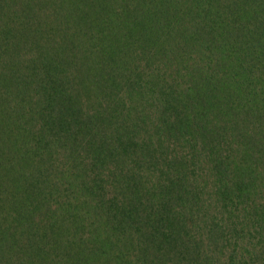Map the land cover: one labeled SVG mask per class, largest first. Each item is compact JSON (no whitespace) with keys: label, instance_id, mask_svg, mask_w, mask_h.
I'll use <instances>...</instances> for the list:
<instances>
[{"label":"trees","instance_id":"trees-1","mask_svg":"<svg viewBox=\"0 0 264 264\" xmlns=\"http://www.w3.org/2000/svg\"><path fill=\"white\" fill-rule=\"evenodd\" d=\"M0 264H264V0H0Z\"/></svg>","mask_w":264,"mask_h":264}]
</instances>
